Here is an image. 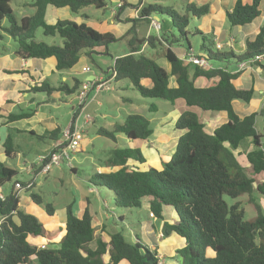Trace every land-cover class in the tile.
Masks as SVG:
<instances>
[{
	"label": "trees",
	"instance_id": "trees-1",
	"mask_svg": "<svg viewBox=\"0 0 264 264\" xmlns=\"http://www.w3.org/2000/svg\"><path fill=\"white\" fill-rule=\"evenodd\" d=\"M11 1L0 0V33L14 42V48L9 51L16 58L44 60L52 57L56 61V71L65 72L76 65L81 57H90L95 50L101 49L108 55V46L118 41L113 34L101 33L87 24L67 20L48 24L45 20L48 7L67 8L70 13L77 14L87 7L104 9L107 5L105 0H32L25 6L33 9V14L21 17L19 21L12 14ZM179 3V11L160 3L139 7L136 19L131 22L148 26L152 16H156L160 29L155 34L147 35L143 43L145 51H142L143 45L137 43L133 27L126 42V54L115 58L108 71L114 75L113 82L128 80L142 98L169 103L181 99L189 108L225 112L227 122L208 134L194 112L184 111L175 123V129L182 134L169 160L162 162L160 170L148 168L140 171L128 163L143 164L144 157L138 148L129 144L146 140L152 129L145 116L127 115L122 123H114L110 131L101 127L95 131L96 136L115 144L120 140L118 136H122L128 144L106 153L99 163L107 171L96 170L87 182L97 191L102 190L98 192L99 195L101 192L102 196L108 197L110 207L106 204L111 214H114L110 211L112 208L124 211L140 209L147 201L151 217L164 220V210L171 208L175 218L172 223L163 222L161 232L164 238L174 234L184 241L183 248L176 252L180 264H264V214L252 198L255 193L264 196V183L254 185L257 177L264 174L263 135L255 129L257 114L240 119L231 104L233 101L248 104L253 90L237 89L233 84L237 74L222 68L191 65L190 76V64L179 59L172 50L176 48L185 54L192 53L203 58L208 65L251 63L260 67L264 79V65L254 61L257 57H264V27L259 28L253 41L245 42L241 54L220 51L214 47L212 34L206 35L189 28L190 20L209 14L210 5L197 6L188 0H180ZM259 4L260 0H251L250 4L235 0L231 9L225 11L227 24L230 27L250 24L260 16ZM124 7L122 5L120 9ZM4 20L8 23L7 27L2 26ZM165 21H169L170 31L163 28ZM38 30L44 37L58 36L62 40L61 46H49L36 40ZM195 35L201 40L198 54L191 50L188 39ZM157 47L163 48V58L169 65V72L145 55L148 48L153 51ZM5 51L8 50L3 48L0 54ZM199 77L207 80L216 78L217 82L209 87L196 88L193 81ZM170 78L174 79L176 87L169 86ZM144 81L148 86L143 84ZM81 85L75 78L71 85L61 82L56 87L44 81L32 92L42 93L47 98L54 92L72 96L78 93ZM79 110L80 107L75 106L72 116L76 117ZM150 110L155 111V107L150 106ZM28 117V113L8 114L5 120L12 123ZM72 127V124L68 126ZM48 134L44 137L29 133L38 142L48 141L53 145L62 139L61 128ZM246 140H250L253 150L245 154L248 164L245 170L237 161L238 153L235 152ZM3 148L6 157L12 159L15 149L11 133L7 135ZM68 168L71 173L77 171L76 167ZM17 174L14 168L0 161V191L17 182L23 191L30 190L28 198L32 204L41 207L48 217L53 216L52 205L34 193V182L31 181L29 187L30 180H15L9 185ZM243 195L248 197L249 203L254 204L256 216L253 219H244L240 203L228 205L223 199L227 196L233 200ZM85 201L86 206L80 217L74 214L71 204L65 208L61 240L58 243L47 242V246L39 249L28 238L44 237L42 223L19 207V197L14 191L7 193L4 201H0V264H32L33 259L36 264H157L156 253L140 243L137 237L133 243L125 240L123 217L120 215L116 222L112 221L114 231L107 235L108 241L95 237L90 203L86 198ZM93 243L94 248H91Z\"/></svg>",
	"mask_w": 264,
	"mask_h": 264
},
{
	"label": "crops",
	"instance_id": "crops-1",
	"mask_svg": "<svg viewBox=\"0 0 264 264\" xmlns=\"http://www.w3.org/2000/svg\"><path fill=\"white\" fill-rule=\"evenodd\" d=\"M109 1V5L107 3L106 7L102 10H109L108 18L110 17L109 21L108 18L104 20H99L97 24H94L91 21L89 16H78L79 13L75 14L76 17H72L67 8H53L48 7L45 14V20L48 24H53L57 20H67L75 22L76 24H87L88 26L94 28L95 30L101 33H111L118 39L117 42H127L130 38L129 31L134 27L137 35V43L139 45H143L145 42V38L151 32H149V26L145 29L143 24H135L131 21L136 19V13L139 7L147 4L156 3L157 1L161 0H107ZM150 1V2H149ZM188 2H193L197 6L202 4H209L210 11L208 15H205L200 19H193L199 20L201 22L202 29H197L203 34H212L213 35V42L216 45H220V51H231L237 55L241 54L245 49V42L246 41H253L258 33L260 27H264V0H260L259 9H260V16L255 19L256 25L253 27L250 25L244 26H235L231 27L230 33L228 34L226 29H224V25L227 24L225 11L230 10L233 6L235 0H188ZM243 4H250L251 0H242ZM26 5V4H25ZM122 5H125L124 9H120ZM138 7V8H137ZM109 8V9H108ZM31 9V8H30ZM152 19H158L156 16H152ZM203 20H206L203 22ZM109 22V23H108ZM228 25V24H227ZM163 28L165 30L170 31L171 26L170 24L165 21L163 23ZM204 30V32H202ZM122 40V41H121ZM225 45V46H224ZM5 53L0 54V155L3 159H0L1 162L6 163L10 166V163L14 161V159H19L20 155L26 159V157L30 154H34L35 158L48 153L51 148L53 147V142L48 141H37L34 137L30 136L29 133H32L37 136H44L47 137L51 131L55 129L61 128V131L65 130L69 125H76L77 127L81 128L84 134H87L89 123H91V119L89 115L85 117L83 122L79 124L77 122V116H72V109L75 108L76 104L79 103L77 100V94L75 93L72 97L76 100L75 105H70L71 109L68 112H64L61 117L60 123L50 112L51 109L43 108L47 107L49 104H58V103H70L68 96H63L59 92H54L51 94L49 98L46 96H39L38 94L42 93H34L32 90L39 86L42 82L47 81L52 86L56 87L61 82H65L68 85L72 84L69 82L68 76L71 77V80L74 79L72 76V72H81L83 67H89L87 64V57H81L76 65H74L70 70L65 72H57L55 69L56 61L54 58H47V59H28L22 60L16 58L12 55L11 51L7 49ZM142 51H145V46L143 45L141 48ZM176 56L183 60L184 59V52L181 49H172ZM97 55H105L101 49L95 50ZM126 54V53H124ZM122 54V55H124ZM157 53H155L156 55ZM122 55H117L114 58H111L112 61ZM91 57V56H90ZM256 63L264 65V57L259 59ZM113 64V62H112ZM167 64L166 71L169 72V65ZM211 68H222L230 73L237 74V78L233 81L234 86L239 90H253V97L248 104L242 103L240 101H233L232 108L234 113L240 118H244L251 114H257L256 118V125L255 129L258 133H261L264 137V134L261 132L264 127V79L261 76V69L259 66L245 63L242 65L239 64H218V63H209ZM191 65L189 68V75L191 76L192 69ZM110 68V67H109ZM109 68L105 70L99 71V73H94L90 69L89 74H84V80L80 81L82 84L86 80H91L93 78H100L104 77L107 78V73ZM77 79V78H75ZM217 82V79L207 80L202 77L196 78L193 83L196 88H204L214 85ZM145 86H148L146 81L143 82ZM169 86L174 88L176 84L173 78H170ZM91 92V91H90ZM85 103L80 107V110H83L87 103H93L96 99V96H91L88 92L86 96ZM169 107L163 113V115L156 120L154 119L155 123V130H152L151 135L144 141H134L131 142L129 145L132 147H136L140 150L142 156L144 157L145 162L143 164H138L136 162L130 161L128 164L129 166H134L140 171H144L148 168H154L157 170L161 169V165L163 161L169 160L171 155L174 152L176 142L182 132L175 129V123L178 117L186 110L194 112L199 121L204 125V130L208 134H212L216 128L221 126L222 124L227 122V114L225 112H204L197 108H189L186 106L183 100L178 99L173 103H169ZM22 107V108H21ZM157 111V109H156ZM21 113H28L30 117L15 121L12 123H7L5 120L6 115L8 114H21ZM78 115V114H77ZM147 118V117H146ZM150 122L152 120L147 118ZM65 123V124H64ZM260 126V128H259ZM96 131V130H94ZM264 131V130H263ZM11 133L12 142L14 145L15 153L12 154V159L6 157L4 153L3 143L7 137V135ZM62 137V136H61ZM119 138V137H118ZM60 139V138H59ZM22 140L23 142L26 141L28 145H35L36 150H32L28 146V150H22L19 141ZM60 141V140H58ZM57 141V142H58ZM262 144H264L262 140ZM253 150V146L250 143V140H246L242 146L236 150L235 153L240 154L241 156L245 157V154ZM22 151V152H21ZM85 152L82 147H80L78 154ZM36 160V159H35ZM14 163V162H13ZM30 163V162H29ZM34 162H31V165ZM100 165V164H99ZM75 168V166H72ZM58 169V168H57ZM97 172L107 171L105 168L99 167L96 168ZM111 170V169H109ZM257 181L254 183H264V174H261L257 177ZM12 185L10 188H7V193H12ZM1 193L3 196L6 193ZM19 197V195H18ZM81 197V196H80ZM99 197H101L99 195ZM102 198V197H101ZM83 203H85V198L81 197ZM80 199V200H81ZM87 199V198H86ZM103 199V198H102ZM30 205H26L27 211L26 213L35 215L42 213L41 209L35 208L38 207L32 204L29 200ZM86 205V204H85ZM146 207L148 210V202L144 201L142 207ZM19 207L22 208L20 200H19ZM85 207V206H84ZM23 209V208H22ZM84 209V208H83ZM89 209H91V205L89 204ZM26 211L25 209H23ZM37 210V211H36ZM91 213V210H90ZM82 215V214H81ZM80 215V216H81ZM46 216V214L44 215ZM77 217L78 214L76 215ZM164 220H160V225H153L151 224L150 229L146 230L147 239L149 240V246H147L150 250L154 251L157 257H161L163 260V264H165V257L175 258L176 252L183 248L184 241L176 237L174 234H171L168 238L159 237L161 232V227L163 222L172 223L175 216L171 209H166L163 212ZM117 218V217H115ZM150 218V217H149ZM60 221V222H59ZM49 223V226L52 224H57L61 226L59 223H62V234H64V222H65V211L62 214L55 215L44 219V224ZM42 223V222H41ZM123 223V221H122ZM44 226V225H43ZM48 226V225H46ZM53 226V225H52ZM111 226H113V222H111ZM114 227V226H113ZM157 232V234H156ZM59 235V233L57 234ZM156 235V236H154ZM60 237V238H61ZM28 241H43V237H29ZM60 241L59 237L54 240L51 238L47 242L51 243H58ZM46 242V244H47ZM42 245V244H41ZM177 259V258H176ZM107 260V259H105ZM34 259L32 260V264H34ZM124 264V263H120ZM173 264V263H171ZM176 264H180L177 260Z\"/></svg>",
	"mask_w": 264,
	"mask_h": 264
},
{
	"label": "rangeland",
	"instance_id": "rangeland-1",
	"mask_svg": "<svg viewBox=\"0 0 264 264\" xmlns=\"http://www.w3.org/2000/svg\"><path fill=\"white\" fill-rule=\"evenodd\" d=\"M31 1L32 0L11 1L10 6L12 9V14L14 15L17 21H19L21 17L30 16L33 14V9H30L29 7L25 6L26 3H30ZM105 1L109 5V1L107 0ZM179 1L180 0H161V1H157L156 3L172 6L175 10L179 11L178 9V5L180 4ZM78 13H79L78 14L79 17L82 16V18L85 19L84 16H89L91 18V21L94 24H97L99 20L101 21L104 20L105 18H108L107 16L109 15V10L106 9L101 11V9L97 10L94 7H87L81 9ZM69 15H71L72 17H76V15L72 13H70ZM136 17H137V13H136ZM201 18L199 19L201 20ZM109 19L110 17L107 19V21H109ZM205 21L206 20H203V22ZM250 24L253 27H255L256 21H252ZM2 26L3 27L8 26L6 20L2 22ZM144 26L146 29L147 26L146 25ZM148 26H149L148 30L149 32H151V34L157 33L158 30L156 31L153 27H150V25ZM189 28L191 29L197 28L200 30L202 29L201 22L199 20L198 21L190 20ZM224 29H226L227 33L229 34L231 27L225 24ZM202 32H204V30H202ZM0 34H2L3 36V38L0 39V51H2L3 48L9 50L13 49L15 46L14 42L2 32ZM35 39L42 41L49 46L50 45L61 46L62 44V40L58 36H55L53 38L44 37L42 36L41 30H38L36 32ZM188 39L192 48L191 50L198 54L199 44L201 42L200 38L195 35V36H189ZM126 51H127V46L125 42H116L115 44H110L108 46V52H109L108 55L107 53H105V55H97L96 53H93L91 54V57H87L88 59L87 64L92 72L99 73V71L105 70L112 66L113 61L111 58H114L117 55H122L126 53ZM155 53L157 54L155 55ZM145 55L155 60V62L161 68L165 70L167 69V64H166L167 62L163 58L162 47H157L153 51L148 48L145 52ZM235 55L237 54L235 53ZM72 76L74 78H77V80L79 81H83L85 77L84 74H81L77 71L72 72ZM68 78H69V82L71 83L72 81L71 77L68 76ZM89 94L91 96L92 95L96 96L95 101L93 103H87L85 108L78 112L76 118L79 124L83 122V120L87 115H89L91 119L90 120L91 123H89L87 129L88 133L87 134L83 133V139L80 144V147H82L83 150H85V152L80 154L78 153L74 154L73 160L69 162L71 164L70 166H75L77 168L76 173L75 174L71 173L68 168L70 166H66L63 163L60 165L58 169L57 168L53 169L46 176H39L37 180L35 179L33 181L35 183L33 191L35 194L40 195L44 199V202L52 205L55 215L62 214L63 211H65V208L71 204L74 214L75 215L78 214V216H80L84 210L83 208H85L84 206H86L85 205L86 202L83 203L81 197L87 198L89 200L88 204L90 203L91 205L90 210L92 216V227L94 229L95 237L99 236L104 241H108L107 235L114 231V227L111 226V222L113 220L116 222L118 216L120 215L123 217L122 224L124 225L123 235L125 240L127 242L133 243L136 241V237H137L140 243L149 246V240L147 239L146 230L150 229L151 224L160 225V220L152 218L145 206L141 207L140 209H131L125 211L112 208L110 211L114 212V214L109 213L108 210L109 208L106 203H108L110 207V200L108 199V197L102 196L101 192H100L101 194L100 196L103 199L99 197L98 192L102 190L99 189V191H97V189L91 183L87 182V179L91 178V176L96 173V168L100 166L99 160L101 158L103 159L106 153H109L110 151H112L117 147L123 148L128 144L127 140L122 136H118L120 140L117 142V144H115L112 141H109L103 137L96 136L94 130H97L98 128L101 127L110 131L114 123H122V120L125 116L132 114L142 115L151 119L152 120L151 129L155 130V126H156L155 123L169 107V104L168 102L159 99L142 98L132 88L128 80L112 82L110 91H102L97 94L91 91L89 92ZM38 95L40 97L41 96L45 97L44 94H38ZM68 99L70 103L49 104L47 107L43 108V110L51 109L50 110L51 114L60 123H63V121H61L62 114L64 112L70 111L71 109L70 105L74 106L76 103V100L72 96H68ZM150 106H154L155 111H151ZM154 119L156 120V122H154ZM263 130L261 132L264 134ZM262 140L264 142V137ZM18 144H20L22 150L24 151L28 150L27 149L28 146L31 149V151L36 150L37 147L34 144L30 146L26 141L23 142L22 140H20ZM0 159H3L1 155H0ZM23 159L24 158L20 155L19 159L17 160L14 159V161L10 163V167L14 168L18 174L16 177L12 179L9 185L12 184L13 181L15 180L27 182L33 177L32 175L33 173L29 171L28 168H29V164L35 161L36 159L35 155L32 153L28 155L25 160ZM237 161L245 170L247 169L248 164L244 156L237 154ZM3 190H4L3 193L7 194V188ZM29 191H23L21 189L18 190V192H15L17 195H19L21 206L23 209L26 210L25 212H28L26 205H30L28 198ZM252 198L254 200V203L260 207L262 214H264V196L255 193L253 194ZM223 199L228 205L240 203V208H242L243 210L245 220L253 219L256 216L254 204L248 202L247 196L243 195L233 200L229 199L227 196H224ZM35 208L41 209L42 213L44 211L41 207H34V209ZM44 215L42 214L40 216V214L38 213L34 215L40 222H42V226L44 225L43 231L45 232L43 241L41 242L31 241L32 243L35 244V246H39L41 244L47 246L46 242L49 241L51 238H53L54 240H56V238L58 237L60 240L62 238L61 237L62 228H63L62 223H59L61 226H58L56 223L52 224L53 226L52 225L49 226V223L47 224V222L46 224H44V219L47 216ZM58 233L59 235H57ZM91 248H94V243L91 245ZM174 257L175 258L171 259L166 255L165 264H171V263L176 264L178 259H176V256ZM104 259H107V256H105Z\"/></svg>",
	"mask_w": 264,
	"mask_h": 264
},
{
	"label": "built area",
	"instance_id": "built-area-1",
	"mask_svg": "<svg viewBox=\"0 0 264 264\" xmlns=\"http://www.w3.org/2000/svg\"><path fill=\"white\" fill-rule=\"evenodd\" d=\"M150 27H153L156 31L160 29V24L157 19H151L150 21ZM216 49L220 50V45H216ZM260 58H255L254 61H258ZM185 63L198 66L202 68H207L209 65L208 63L198 56L190 54H184ZM246 62L239 63V65L245 64ZM81 72L84 74L90 73L89 67H83L81 69ZM107 78L104 79V77L100 78H93L91 80H86L81 85L80 90L77 94V100L79 103H77V107H81L85 101L86 96L88 92L93 91L95 94L100 93L102 91H110L111 84L113 82L114 75L111 74L110 71L107 73ZM83 139V132L82 129L77 127L76 125H73L72 128H65V130L62 133V139L58 142H56L53 145V150L47 153L46 155H41L36 158L34 163L29 165L28 170L31 171L33 174V177L30 179V182L28 183V187L32 184V182L38 178L39 176H45L49 172H51L55 168H59L61 164H65L67 166H70V163L72 161V155L75 154L80 149V144ZM35 177V178H34ZM32 181V182H31ZM14 192H18V190H21V185L19 183H15L12 187ZM0 201H4V196L0 191ZM151 216V215H150ZM160 238H162V234L159 235ZM39 249H43L44 245L37 246ZM157 264H163V260L161 257H157Z\"/></svg>",
	"mask_w": 264,
	"mask_h": 264
},
{
	"label": "water",
	"instance_id": "water-1",
	"mask_svg": "<svg viewBox=\"0 0 264 264\" xmlns=\"http://www.w3.org/2000/svg\"><path fill=\"white\" fill-rule=\"evenodd\" d=\"M65 124V123H64Z\"/></svg>",
	"mask_w": 264,
	"mask_h": 264
}]
</instances>
